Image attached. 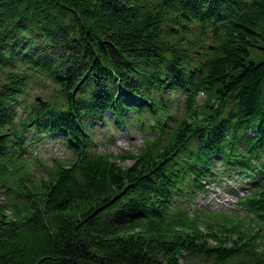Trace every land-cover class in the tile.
Segmentation results:
<instances>
[{"label":"trees","instance_id":"obj_1","mask_svg":"<svg viewBox=\"0 0 264 264\" xmlns=\"http://www.w3.org/2000/svg\"><path fill=\"white\" fill-rule=\"evenodd\" d=\"M233 174L244 218L193 202ZM0 264H264V0H0Z\"/></svg>","mask_w":264,"mask_h":264},{"label":"rangeland","instance_id":"obj_2","mask_svg":"<svg viewBox=\"0 0 264 264\" xmlns=\"http://www.w3.org/2000/svg\"><path fill=\"white\" fill-rule=\"evenodd\" d=\"M48 82L41 83L34 86L32 95L38 99L42 100L46 92L51 90ZM172 100V111L177 115H182L186 108V97L187 95L181 91L173 95H169ZM167 96L164 98L166 99ZM198 104H201L204 100V95L202 93L198 96ZM169 101V100H168ZM107 119L105 123H97L94 131L93 137L97 144L98 150L101 153H113L114 155H120L125 151H136V149L144 144V140L147 137L152 138L153 134L149 131L142 132L136 124H130V129L116 124V119L107 114ZM36 135L35 131L31 130L27 135V140L31 139ZM30 149L33 151L34 155L38 157L44 164L52 165L56 161L65 162L71 157V151L63 143L61 136L56 135L54 137H45L41 143L31 144ZM124 167H128L132 164V161L120 162ZM33 173L37 180L43 176V171L40 165L34 167ZM228 177V176H227ZM229 182L230 189L227 183L219 184L218 186L210 187V192L207 194L199 195L194 203L203 206L205 209L225 212L231 214L233 217H239V219L244 218L246 211L242 210L239 205V199L243 196L242 189L249 188L250 180L248 177L242 175L233 174ZM228 187V188H226ZM241 189V190H240ZM229 190L237 191L233 193ZM251 217V216H250ZM250 219V218H249ZM249 219H246L249 221Z\"/></svg>","mask_w":264,"mask_h":264}]
</instances>
